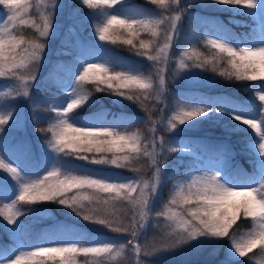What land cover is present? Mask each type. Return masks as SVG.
Masks as SVG:
<instances>
[{
	"label": "snow or ice",
	"instance_id": "snow-or-ice-1",
	"mask_svg": "<svg viewBox=\"0 0 264 264\" xmlns=\"http://www.w3.org/2000/svg\"><path fill=\"white\" fill-rule=\"evenodd\" d=\"M147 3L157 10L130 14L129 0H81L93 10L84 15L96 21L99 41L128 46L134 56L150 62L149 74L140 64L107 55L111 49L106 48V58L81 56L73 65L55 66L68 75L59 83L53 81L63 95L52 103L37 101L32 93L63 5L59 0H0L5 10L0 16V233L26 231L21 218L51 203L86 224L117 234L115 239H97L75 224H57L42 243L0 244V264H78V257L85 258V264L89 257L91 264H127L129 254L135 264H149L151 257L197 251L222 241L228 245L221 264H237L236 258L249 257L255 249L264 258V0ZM33 6L38 19L26 18ZM212 7L247 17L251 29L234 34L213 19L214 27L201 32L208 22L191 8ZM73 15H79V9ZM185 19L192 28L185 43L192 46L175 60L172 79L179 77L195 92L177 95L170 108L167 69ZM21 26L34 29L36 35L26 37ZM197 42L208 55L199 51ZM204 72L249 82V97L211 94L223 85ZM98 93L111 97L114 105L126 101L142 108L144 127L130 131L137 121L103 107L83 115L98 102ZM19 99L27 100L33 113L46 104L44 111L53 114L47 127L38 128L43 135L38 156L30 144L5 137L8 127L19 126L13 104ZM33 120L40 123L35 115ZM205 123L223 128L229 137L243 133L240 153L249 169L236 160L237 152L227 142L184 135ZM173 154L188 162L183 170L178 164L170 166ZM21 156L38 160L42 167L29 170ZM202 157L210 163L205 165ZM168 183L173 184L171 194L157 209L162 186ZM245 222H250L246 231ZM150 226L159 229L151 240ZM252 260L249 257V264Z\"/></svg>",
	"mask_w": 264,
	"mask_h": 264
},
{
	"label": "trees",
	"instance_id": "trees-1",
	"mask_svg": "<svg viewBox=\"0 0 264 264\" xmlns=\"http://www.w3.org/2000/svg\"><path fill=\"white\" fill-rule=\"evenodd\" d=\"M59 2L63 5V8L57 13L55 18V25H60L59 29L60 34L54 35L49 38V42L46 46V52L49 51L47 55V63L42 66L39 70V76L36 82V85L33 88V97L37 101L48 100L52 103H55L60 97H62L63 93L58 91V89L53 85V81L59 83L62 80L67 79V71L63 68H55L57 64L60 65H73L75 62L83 55L82 49L84 44L94 48L96 52L100 53L98 49H111V52L107 55H113L118 58H123L125 61H131L136 64L142 65V70L145 75L149 74L150 62L146 60V58L134 56L132 52L129 51L128 46L124 45H112L110 43L99 41L98 37L94 35L95 28L94 25L96 21H89L88 17L84 15L85 13H89L93 10H89L86 7L82 6L81 0H59ZM29 3L32 4L33 0H29ZM187 3H192V0H187ZM130 5V14H135L137 11H143L145 9L148 10H157V6L151 5L147 3V0H129ZM142 6V7H137ZM119 8V5L116 6ZM79 9V15H73V10ZM201 9V8H199ZM198 8H191V11L200 18L206 20L203 16H199ZM3 11L0 9V16H3ZM209 13L214 16H218V21L223 22V24L227 25L228 28L234 34H243L250 30L248 26L249 21L246 20V26L238 24L239 21L236 19L237 17H233L230 13L219 12L214 10H209ZM6 18V17H5ZM26 18L29 19H38L35 15V7L30 8L29 12L26 15ZM208 23L204 28H201L200 31L211 30L214 25L212 24L213 20H206ZM231 21V22H230ZM21 31L25 34L26 37L36 35L34 29L29 28L27 26H21ZM191 25L188 19H185L183 24V29L181 32V38L177 45V50L174 51L175 56L177 58L182 53V51L191 47L192 45L185 43V38L191 35ZM56 34V33H55ZM141 38H146V34H142ZM199 51H201L204 55L209 54V50L204 48L202 42H197L195 45ZM98 48V49H96ZM103 52V51H102ZM47 54V53H46ZM98 56V55H97ZM102 56L106 58L105 53L103 52ZM55 69V70H54ZM204 76L209 78L216 79L223 87L214 89L211 94H224L229 95L235 99H246L249 97V93L245 91V88L248 86L249 82H231L227 80H223L215 74L211 72L202 73ZM2 79V78H0ZM259 83V82H257ZM90 87V86H89ZM177 95H187L185 93H175L169 94L170 106L174 107L176 103ZM97 103L94 104L91 108H86L83 111V115L91 116L94 112H96L101 107L107 109L111 113H115L118 115H123L128 117L131 120L137 121L130 128V131H138L144 127L143 123L140 121L145 117V112L139 106L132 104L130 102H124L121 105H114L111 103V97L107 96L103 93L96 94ZM152 104L153 102H149ZM259 104V101H256ZM13 104L17 110V116L20 119L23 114V107L26 105V108L30 106L29 102L24 99H19L13 101ZM47 105H43L38 108L35 113H39L43 118L40 119V123L38 125L35 124L33 118L31 121V129L35 132L31 134V141L29 144L32 146L33 151L39 155V145L43 143V135L38 131L40 127H47V118L51 115L44 111ZM158 115V114H154ZM37 116V115H35ZM38 117V116H37ZM111 118V117H109ZM227 122V121H226ZM230 123V122H228ZM246 128V126H242ZM14 127H8L5 137L13 136L15 132ZM250 131V130H248ZM185 136H191L194 138H201L210 142L222 141L230 144L233 149L237 152L236 160L245 168L249 169V165L247 163L246 157L240 153L241 148V137L243 133L234 134L230 137L224 132L221 127H213L209 126L207 123L203 124L199 129H195L192 132H186ZM203 163L206 164L209 159L202 157ZM21 162L24 164L26 168L29 170H38L39 167H42V163L36 159L28 160L21 159ZM210 162V161H209ZM79 163V162H77ZM187 161H181V158L176 154H173L170 161L171 165H179L181 170L187 165ZM97 167V166H90ZM120 173L123 176L131 177L134 173L130 171L124 170H109ZM173 187L172 183H168L162 186L161 195L156 201V208L159 209L163 206L164 203L167 202V199L170 196V189ZM37 207L45 209L44 211L38 212L35 215L31 213L22 217L21 220L25 224L26 231H21L12 234H2L0 233V244L9 245L10 241H15L17 243L28 241V242H44L43 235L44 230L52 229L54 230V226L57 224H75L78 228L87 233L90 237L100 239V237H104V239H113V236H117L116 233H111L107 229H103L99 226H94L90 224H86L81 221L78 217H75L74 214L70 212V210L63 208L62 206H58L51 203H45L38 205ZM250 222H245L244 231L247 230V225ZM163 221L161 222V226ZM159 231V229H155L153 226H150L148 229V236L152 239L153 232ZM228 242L222 241L217 245H206L200 248L197 251H192L191 253H187L182 257H178L174 259V262H166L165 264H221L222 261L225 260V252L227 248ZM10 246V245H9ZM249 257H253L251 264H264V258H261L259 255V249H255L253 253H249ZM249 257L240 258L237 260V264H249ZM92 258H87V264H91ZM78 264H85V258L78 257Z\"/></svg>",
	"mask_w": 264,
	"mask_h": 264
},
{
	"label": "rangeland",
	"instance_id": "rangeland-1",
	"mask_svg": "<svg viewBox=\"0 0 264 264\" xmlns=\"http://www.w3.org/2000/svg\"><path fill=\"white\" fill-rule=\"evenodd\" d=\"M63 1V0H61ZM209 10H214L215 12L216 7H212V8H201L198 10V15L199 16H203L206 20H218L217 17L218 16H214L213 14L209 13ZM237 20L239 21L238 24L244 25L246 26L245 23L247 20V17L243 16V15H237L236 16ZM248 24V23H247ZM60 25H55V35H59L60 34V30L59 29ZM249 27H252V25L249 23L248 24ZM178 45V44H177ZM177 45L173 48L172 50V59L170 60V64H169V68L167 69V75L169 77V93H168V98H169V94H175V93H185L187 95L191 94V92H195L194 89H191L190 91V85L186 84L185 82H183L182 80H180L179 77H177L176 79H172V69L174 67L175 64V60L177 59V56H175L174 51L177 50ZM98 49V48H96ZM98 52H96V50L86 44H84V47L82 49V53L84 55V57H86L87 59H93V58H100L102 57L103 54V50L98 49ZM49 51H47L45 57H44V61L42 66H44L47 63V55ZM98 55V56H97ZM202 74V73H201ZM203 75V74H202ZM167 98V102L169 104V107L172 108L170 106V100ZM25 100V99H24ZM57 102V101H56ZM153 103H155V101H152ZM170 114V113H169ZM34 115H37L40 119L46 118L45 116L42 118L40 116L39 113H33L31 106L26 108V105H24L23 107V114L21 115L20 119H19V126L18 127H14L16 130L13 134V136L10 137H6V139L10 142H26L29 144V142L31 141V134L35 133L32 129H31V121ZM187 133H184V135ZM165 135H167V133H165ZM24 157L21 156L20 159H23ZM210 162L208 161L205 165L209 164ZM111 170H116V169H111ZM117 171V170H116ZM133 176V175H132ZM54 230L52 229H45L43 232L44 236H47L50 232H52ZM115 239L117 236H113ZM100 239H104V237H100ZM106 239V238H105ZM123 239V238H121ZM148 239H150V237L148 236ZM192 251L189 250H185L183 252H174V253H169V254H164V255H159L156 257H151L149 258V264H165L166 262H174V259H177L178 257H182L183 255L187 254V253H191ZM174 258V259H173ZM237 260L240 258H236ZM127 264H135V260L134 258L131 256V254H129V258L127 261Z\"/></svg>",
	"mask_w": 264,
	"mask_h": 264
}]
</instances>
